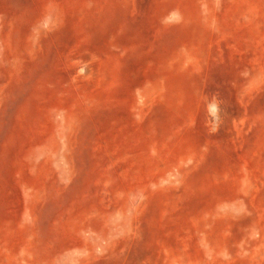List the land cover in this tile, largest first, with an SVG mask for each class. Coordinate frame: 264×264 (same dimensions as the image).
I'll list each match as a JSON object with an SVG mask.
<instances>
[{"label": "rangeland", "instance_id": "rangeland-1", "mask_svg": "<svg viewBox=\"0 0 264 264\" xmlns=\"http://www.w3.org/2000/svg\"><path fill=\"white\" fill-rule=\"evenodd\" d=\"M0 264H264V0H0Z\"/></svg>", "mask_w": 264, "mask_h": 264}]
</instances>
